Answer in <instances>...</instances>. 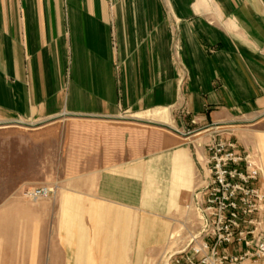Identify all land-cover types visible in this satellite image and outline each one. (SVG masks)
<instances>
[{
	"label": "crops",
	"instance_id": "0c3cea01",
	"mask_svg": "<svg viewBox=\"0 0 264 264\" xmlns=\"http://www.w3.org/2000/svg\"><path fill=\"white\" fill-rule=\"evenodd\" d=\"M169 109L184 129L264 114V0H0V118L144 111L168 122ZM114 129L122 145L93 172L102 200L60 194L61 240L73 264H127L136 224L127 205L156 201L167 183L166 204L176 208L192 188V159L176 134L150 140L133 125ZM252 134L254 185L264 191V126ZM133 144L136 157L155 151L156 173L127 164ZM152 232L157 243L172 235L168 223L142 217L139 240Z\"/></svg>",
	"mask_w": 264,
	"mask_h": 264
},
{
	"label": "rangeland",
	"instance_id": "374dc122",
	"mask_svg": "<svg viewBox=\"0 0 264 264\" xmlns=\"http://www.w3.org/2000/svg\"><path fill=\"white\" fill-rule=\"evenodd\" d=\"M142 112L122 111L108 117L60 114L35 119L0 118V264L74 263L72 250L61 240L64 232L59 226L60 194L65 190L100 199L96 196L98 186H94L97 180L93 172L100 157L114 156L118 143L122 145L121 135L114 129L120 124L142 128L150 140L156 132L176 134L179 147L188 149L193 163L192 188L181 191L176 208L169 209L166 204L167 183L156 201L143 204L135 199L127 205L133 209L136 222L129 240L127 264H164L168 250L176 251L186 245L200 224L199 209L208 177L206 157L201 155L199 147L202 144L206 147L217 133L218 137L232 140L240 152L254 160L252 133L264 126V114L184 129L175 124L171 109L168 122L144 116ZM207 133H211L208 139L211 138L203 143L204 139L199 138ZM136 147L133 144V157L126 159L127 164L141 161L144 174L156 173L160 159L155 151H142L143 157H136ZM163 163L159 169L167 174L169 158H164ZM141 179L144 184V178ZM36 186H46L50 192L32 199L26 192ZM144 216L168 223L172 235L157 243L156 232H152L140 241L139 223ZM84 221L91 226L88 216ZM250 263L264 264V257Z\"/></svg>",
	"mask_w": 264,
	"mask_h": 264
},
{
	"label": "built area",
	"instance_id": "2783aa9c",
	"mask_svg": "<svg viewBox=\"0 0 264 264\" xmlns=\"http://www.w3.org/2000/svg\"><path fill=\"white\" fill-rule=\"evenodd\" d=\"M206 149L208 177L200 224L185 246L168 250V264H244L264 257V191L254 185L260 168L217 133ZM49 192L46 186H36L26 195L35 199Z\"/></svg>",
	"mask_w": 264,
	"mask_h": 264
},
{
	"label": "bare ground",
	"instance_id": "6f19581e",
	"mask_svg": "<svg viewBox=\"0 0 264 264\" xmlns=\"http://www.w3.org/2000/svg\"><path fill=\"white\" fill-rule=\"evenodd\" d=\"M162 110V109H161ZM164 111V110H163ZM165 112V111H164ZM155 113V112H154ZM157 114V113H156ZM166 114V113H165ZM246 263H248V262H245L244 264H246ZM164 264H168V259H165V261H164Z\"/></svg>",
	"mask_w": 264,
	"mask_h": 264
}]
</instances>
